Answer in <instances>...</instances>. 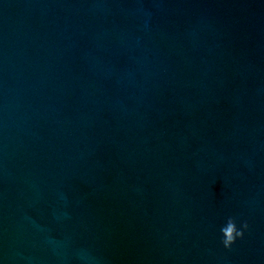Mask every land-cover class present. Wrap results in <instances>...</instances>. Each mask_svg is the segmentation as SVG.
<instances>
[{"label": "water", "instance_id": "1", "mask_svg": "<svg viewBox=\"0 0 264 264\" xmlns=\"http://www.w3.org/2000/svg\"><path fill=\"white\" fill-rule=\"evenodd\" d=\"M0 264H264V0H0Z\"/></svg>", "mask_w": 264, "mask_h": 264}, {"label": "clouds", "instance_id": "2", "mask_svg": "<svg viewBox=\"0 0 264 264\" xmlns=\"http://www.w3.org/2000/svg\"><path fill=\"white\" fill-rule=\"evenodd\" d=\"M248 228L246 221L241 223L240 228L237 227V219L235 217H228L224 226L221 227L222 241L224 248L230 249L238 238H243L244 230Z\"/></svg>", "mask_w": 264, "mask_h": 264}]
</instances>
